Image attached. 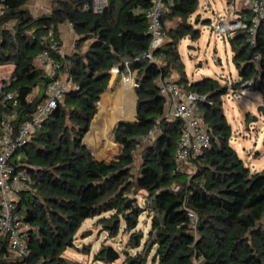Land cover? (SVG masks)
I'll return each instance as SVG.
<instances>
[{"label":"trees","instance_id":"16d2710c","mask_svg":"<svg viewBox=\"0 0 264 264\" xmlns=\"http://www.w3.org/2000/svg\"><path fill=\"white\" fill-rule=\"evenodd\" d=\"M28 2L0 0V67L13 66L5 90L17 93V106L0 94V135L9 122L18 133L56 78L36 62L44 51L66 69L75 87L12 158L16 168L27 169L34 179L17 206L30 255L10 258L8 241L0 237V264H83L65 253L76 248L83 224L95 218L110 237L120 231L129 235L122 252L104 244L95 262L114 264L124 256L117 264H195V259L204 264H264V169L253 172L231 145L232 126L222 100L247 83L264 98V26L254 35L239 31L228 39L240 79L228 87L211 77H187L179 46L186 38H200L201 31L189 21L199 0H173L164 22L174 25H166L168 39L153 58L148 57L151 37L145 16L151 0H108L102 14L85 9L93 0H55L51 13L41 16L30 13ZM240 17L249 21L250 12ZM65 23L73 25L77 37L74 53L61 57L59 28ZM126 64L135 72L136 84L133 111L126 120H135L115 127L114 115L97 104L109 91L112 69L119 66L125 72ZM171 79L202 98L197 109L212 137L211 147L193 161L191 174L175 159L183 124L166 115L167 100L160 93V80ZM98 110L85 142L100 156L119 145L110 162L98 160L83 145ZM13 111L17 119L9 121ZM142 145V163L133 177L135 152ZM138 191L146 194L144 206L137 203L132 212L126 205ZM189 213L196 216L195 229ZM143 214L150 220L147 233L139 228Z\"/></svg>","mask_w":264,"mask_h":264},{"label":"built area","instance_id":"2783aa9c","mask_svg":"<svg viewBox=\"0 0 264 264\" xmlns=\"http://www.w3.org/2000/svg\"><path fill=\"white\" fill-rule=\"evenodd\" d=\"M151 6L145 12L151 37L150 50L148 57L153 58L154 52L159 50L167 41L168 33L165 17L171 13L173 0H151ZM108 0H93L91 5H86L85 9H90L95 14H102L106 9ZM232 14L227 16L226 20H221L213 28L215 36L220 40H228L239 31H249L254 35L260 26H264V0H250V18L249 21L241 17L234 16V3L229 5ZM71 28L73 25L69 23ZM58 54L64 57L67 52L61 48ZM254 61L259 62V56H254ZM36 62L47 72V75L54 78L46 87L45 98L37 107L32 118L19 126L18 133L14 132L11 122L5 123L0 135V237H5L9 244L10 258L25 260L30 255L26 239V225L20 220L17 214V206L21 194L31 189L34 181L33 176L27 169H18L13 164V156L17 149L24 147L31 140L34 132L42 127L43 122L48 119L57 109L59 103H62L69 90L74 88L73 80L63 81L59 75L62 71L61 64L54 60L49 51H44L37 56ZM112 72L123 73L132 76L128 64L126 71L122 72L119 66L114 67ZM9 78L0 79V94L7 100L13 101L17 106V93L7 92L6 86ZM160 93L167 100L166 115L171 119L180 120L183 124L182 134L176 149L175 159L180 166L197 160L200 155L206 152L212 145V137L205 127L197 104L201 97L195 93L188 92L183 86L174 80H160ZM134 80V87H135ZM251 88V83L243 86ZM17 119V113L13 111L9 116V121ZM155 132H152L145 142L152 141ZM36 170V169H35ZM176 187L175 190H178ZM189 217L194 222L193 228H196L197 219L192 213ZM27 264V263H24ZM89 264H97L95 262ZM195 264H204L202 259H195Z\"/></svg>","mask_w":264,"mask_h":264},{"label":"rangeland","instance_id":"374dc122","mask_svg":"<svg viewBox=\"0 0 264 264\" xmlns=\"http://www.w3.org/2000/svg\"><path fill=\"white\" fill-rule=\"evenodd\" d=\"M229 5L230 3L228 0H199L198 11L189 21L201 31L200 38L195 42L190 38H186L182 40L179 46V53L185 64L187 77L191 81H197L204 77H211L220 80L223 85H227L228 87L240 81L238 71L232 61L233 53L230 43L228 40L218 39L213 31V28L219 21L226 20L227 16L233 13V11L229 10ZM235 6L236 4L234 3V8ZM238 7H248L247 1L241 2ZM197 20H200L201 23L196 25ZM172 25H174L173 21L167 22V27ZM88 44L89 42L83 45L80 51H84ZM191 46L194 48L189 49ZM12 71L13 66L0 67V79L9 78ZM125 74L123 73L119 76L118 81L114 84L111 91L115 92L116 89L119 88ZM59 77L63 81H68L70 79L66 69L60 72ZM72 83L73 86H75L74 81ZM132 85V83L125 81L119 90H121L120 92L122 93L125 91V94L127 93L129 96L130 92L128 88ZM222 100L224 112L228 122L232 126L231 145L253 172L258 169L263 170L264 116L258 114L259 107L264 105L262 94L251 88H242L237 91L230 90L229 94L224 96ZM118 107L119 106L116 105L115 109H118ZM118 110H120V108ZM113 115L114 119L117 120V114L114 112ZM121 116L124 117L125 115L122 113ZM111 141L114 143L113 137H111ZM143 146L144 145L140 146L135 152V162L132 170L133 177L137 176L138 168L142 163L141 155L144 149ZM88 147L98 160H105L106 162H110L120 151L119 145L114 143V147H116L114 150L108 151L100 156L89 145ZM180 168L182 171L190 174L195 170L192 162H188L180 166ZM145 195L143 191H138L130 194L129 197L130 199L136 197L138 199V204L144 206ZM121 223L123 227L122 219ZM139 228L144 230L145 233L150 229V220L145 214L140 217ZM128 236L127 233L120 231L115 238H112L106 232L103 223L98 222V218L89 219L83 224L77 234L76 248L67 250L65 255L70 259H76L75 261L89 264L95 262L94 255L104 244L111 245L122 252L126 248ZM131 252L135 253V250H131ZM123 258L124 256L114 264L120 263Z\"/></svg>","mask_w":264,"mask_h":264},{"label":"crops","instance_id":"0c3cea01","mask_svg":"<svg viewBox=\"0 0 264 264\" xmlns=\"http://www.w3.org/2000/svg\"><path fill=\"white\" fill-rule=\"evenodd\" d=\"M54 1L55 0H29L26 7L29 9L30 13L33 16H41L43 14L51 13L53 6H54ZM243 1H247L248 7L239 8L238 5ZM233 3L236 4L234 16L240 17L243 12H247V13L250 12V10H249L250 0H236ZM248 17L249 16H247L246 18H248ZM199 23H201V21L197 20L196 25ZM166 25H167V23H166ZM59 31H60V37H61L62 42H63L62 48L67 52V54L71 55L72 53H74L75 40L77 37L76 33L74 32V29L71 28L69 23H65V24L61 25L59 28ZM189 49H191V48L189 47ZM171 80H175V79H171ZM125 81L134 84L133 77L125 75L121 80L119 88H117L115 92L109 90L106 93H104V95L102 96V98H103L102 102L104 101L105 104L107 105V106L102 107V111H104V112L108 111V113H113V114L115 112L117 114V121L121 120V119H124V120L128 119V117L131 115V113L133 111V99H134V97H133V90H134L133 85L130 88H128L129 92H130L129 96L127 95V93L125 94V91H123V93H122V92H120L121 90H119ZM112 95H113V99L114 98L115 99H114V103H113V99H112V104L110 106L109 101H110ZM108 104L110 107L108 106ZM118 104H122V106H121L120 110H115V107ZM126 104H127V106H126ZM122 113L125 115L124 117L121 116ZM260 171L261 170L258 169V170H255L254 172H260ZM72 259H74V258H72ZM74 260H76V259H74ZM97 263L101 264L100 262H97Z\"/></svg>","mask_w":264,"mask_h":264},{"label":"water","instance_id":"95a60500","mask_svg":"<svg viewBox=\"0 0 264 264\" xmlns=\"http://www.w3.org/2000/svg\"><path fill=\"white\" fill-rule=\"evenodd\" d=\"M190 48H194V47L191 46ZM119 68H120V70H121V67H119ZM111 75H112V78H111V81H110L109 90H112L114 84H116V82L118 81V74H117V73H115V72H111ZM177 83H178V82H177ZM244 88H246V87H244ZM102 95H103V94H102ZM102 95L100 96V101H101V99H102ZM100 101L98 102V104L100 103ZM136 103H137V98H136ZM98 104H97V109H98ZM136 112H137V108H136ZM98 114H99V110H98V113L95 115V117H94V119H93V121H92V123H91V126H90V130H89V132L86 134V136H85L84 139H83V145L86 146V147H88V144L85 142V141H86V138H87V136L92 132V126H93L94 120H95V118H96V116H97ZM258 114H262V115L264 116V105H262V106L259 107V109H258ZM133 121H134V119H132V120H124V119H122V120H119V121L116 123L115 127H116L117 125L121 124V123H124V122H133ZM115 127H114V128H115ZM113 130H114V129H113ZM88 148H89V147H88ZM89 149H90V148H89ZM137 203H138V199L135 197V198L130 199V200L128 201L126 207H127L128 209H131L132 212H135V204H137Z\"/></svg>","mask_w":264,"mask_h":264},{"label":"bare ground","instance_id":"6f19581e","mask_svg":"<svg viewBox=\"0 0 264 264\" xmlns=\"http://www.w3.org/2000/svg\"><path fill=\"white\" fill-rule=\"evenodd\" d=\"M133 87H134V84H133ZM102 99H103V98H102ZM102 99H101L100 103L98 104V106L100 107L101 111H102V107H103V105H102ZM118 106H119V107H118V109H119V108H121L122 104H118ZM118 109H115V110H118ZM102 112H103V113H106V114L108 113V111H107V112L102 111ZM121 120H122V119H121ZM118 121H119V120H118ZM118 121H117V122H118Z\"/></svg>","mask_w":264,"mask_h":264}]
</instances>
